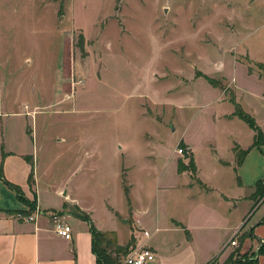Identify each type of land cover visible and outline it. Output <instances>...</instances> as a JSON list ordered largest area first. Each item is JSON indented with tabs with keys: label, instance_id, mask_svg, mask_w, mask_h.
Listing matches in <instances>:
<instances>
[{
	"label": "rangeland",
	"instance_id": "obj_1",
	"mask_svg": "<svg viewBox=\"0 0 264 264\" xmlns=\"http://www.w3.org/2000/svg\"><path fill=\"white\" fill-rule=\"evenodd\" d=\"M220 70L264 123V101L244 92L264 90L249 72L264 75V0H0V141L25 147L36 117L40 175H65L88 204L111 195L124 211L123 166L126 185L145 196V174L175 170L163 156L182 133L195 144L216 136L213 90L191 78L223 87ZM123 149L133 156L122 166ZM253 196L262 209L264 195ZM118 226L123 240L128 227L122 218Z\"/></svg>",
	"mask_w": 264,
	"mask_h": 264
},
{
	"label": "crops",
	"instance_id": "obj_2",
	"mask_svg": "<svg viewBox=\"0 0 264 264\" xmlns=\"http://www.w3.org/2000/svg\"><path fill=\"white\" fill-rule=\"evenodd\" d=\"M244 52L249 56L248 49ZM217 72L222 73L221 70ZM249 72L264 83V75ZM198 76L207 79L208 87L213 90L208 102L213 106V117L218 123H213L209 132L214 130L216 136L210 133L207 137L202 133L201 140L195 144L182 133L181 140L163 156L165 163L174 161L175 170L145 174L153 186L144 190L145 196L133 193V184L126 185L127 167L123 165L131 160L132 153L124 149L117 153L125 168L124 171L122 168V181L125 194L129 196V205L124 211H119L111 195H105L98 208L88 204L83 199L84 193H78L72 180L65 175L60 179L54 171L45 177L40 175V155L32 127L36 117H31V125L25 122L26 128L29 125L23 138L25 147L12 146L1 137L0 264H97L90 224L107 235L112 234L115 248L125 245L130 238L135 241L134 247L149 246L156 257L148 264H205L214 259L222 262L234 249L235 245L230 244L232 235L237 233L234 236L237 238L251 227L255 238L247 236L242 242L237 238V245L242 253L249 248L256 250L259 239H264V219L259 223L264 216V206L261 209L260 203H255L253 193L256 183L264 178V143L253 145L256 131L234 114L235 103L243 106L239 95L235 94L241 89L233 88L234 83L223 73V87L222 84L214 85L204 75H194L191 81ZM210 77L215 78L214 75ZM244 92L264 101V90L249 88ZM245 109L263 131L264 123L260 118L253 110ZM178 143L186 149V155L177 152ZM235 145L245 150L240 164L236 162ZM199 148L206 152L215 182L210 173L205 175L202 170ZM189 157L196 166L194 172L189 168L181 169L187 165ZM53 167L51 165L50 169ZM5 181L19 187L26 202L19 199L17 192ZM82 185H85L83 181ZM30 203H33L32 208ZM36 208L39 212L34 213L33 220L17 216L18 213L33 214ZM58 212L71 228L70 240L57 235L53 229L52 216ZM121 218L128 227L123 240L117 238ZM144 230L149 231V236L144 235ZM111 252L115 255V250ZM258 259L264 264V252Z\"/></svg>",
	"mask_w": 264,
	"mask_h": 264
},
{
	"label": "trees",
	"instance_id": "obj_3",
	"mask_svg": "<svg viewBox=\"0 0 264 264\" xmlns=\"http://www.w3.org/2000/svg\"><path fill=\"white\" fill-rule=\"evenodd\" d=\"M80 39L81 40L79 43L80 44L79 47L81 48L83 47L82 46L83 35L80 36ZM234 114L240 117L242 120L244 119L254 129V131H256L253 145L259 146L260 144L264 143V132L261 130L260 126L257 125L253 116L245 112L244 109H242V107L238 103H235ZM234 150L236 152V162L240 164L244 156L245 150L240 149L236 145L234 146ZM185 168H189L193 172L195 171L196 166L193 163L192 157H189V161L187 165H184L181 169L184 170ZM0 176H2L1 173H0ZM30 180H31V175L29 176V182ZM6 183L8 186H10L12 189H14L17 192L19 199L26 202V200L23 198V196L20 193L19 187L9 182H6ZM255 194L258 195V198H261L264 195V178L260 179L256 183ZM30 205L32 208L33 203H30ZM263 219H264V216L261 219V221H259V223H261ZM89 230L93 238L92 250L94 254L96 255L97 264H119L122 261L121 256H125L126 253H128L130 249L135 246L134 239L130 238L125 245H118L115 249V255H112V252H109L107 250V247L102 245L103 241L107 242L106 240L107 233L100 231L96 227L94 228L92 224H90ZM247 236L255 238L254 233H253V227L243 232L242 234H239L238 237L240 238V242H242ZM239 251H240L239 247L234 248L230 252V255L228 256L226 260V264H260L258 256L261 255L262 252H264V239L263 238L259 239V247L256 250H252L251 253H248L247 251L241 254L239 253ZM236 254L239 255L240 257L238 256L235 258Z\"/></svg>",
	"mask_w": 264,
	"mask_h": 264
},
{
	"label": "built area",
	"instance_id": "obj_4",
	"mask_svg": "<svg viewBox=\"0 0 264 264\" xmlns=\"http://www.w3.org/2000/svg\"><path fill=\"white\" fill-rule=\"evenodd\" d=\"M177 152L178 153H183L182 147H177ZM38 209L36 208L33 212V214L29 215H23L21 213H18L17 216L21 217L27 221L33 220L35 215L34 213H38ZM52 225L55 233L67 240L71 239V228L70 226L61 218L60 215H53L52 216ZM144 235L147 237L149 236V231L144 230L143 231ZM236 234L234 233L232 235L230 244L232 245H237V239L234 237ZM124 258L119 264H148L149 262H152L155 260V254L153 250L145 245L141 244L139 247H132L128 253H126Z\"/></svg>",
	"mask_w": 264,
	"mask_h": 264
}]
</instances>
